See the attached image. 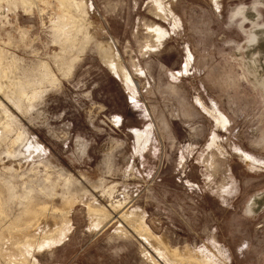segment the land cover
<instances>
[{
  "label": "rangeland",
  "instance_id": "1",
  "mask_svg": "<svg viewBox=\"0 0 264 264\" xmlns=\"http://www.w3.org/2000/svg\"><path fill=\"white\" fill-rule=\"evenodd\" d=\"M77 1L0 0V264H264V0Z\"/></svg>",
  "mask_w": 264,
  "mask_h": 264
},
{
  "label": "bare ground",
  "instance_id": "2",
  "mask_svg": "<svg viewBox=\"0 0 264 264\" xmlns=\"http://www.w3.org/2000/svg\"><path fill=\"white\" fill-rule=\"evenodd\" d=\"M73 1V3L75 4V5H79L80 3H79V1H77V0H72ZM59 28V27H58ZM71 28V27H70ZM60 30L62 29V28H59ZM258 30H259V28H258ZM256 31V30H255ZM253 45V44H252ZM252 45L250 46V48L252 47ZM106 62H107V60H105ZM42 64H44V63H42ZM41 64V65H42ZM41 67H43V66H41ZM44 67H46L45 69H47V66L46 65H44ZM43 67V68H44ZM73 68V67H72ZM51 71V70H50ZM45 72V71H44ZM123 72H124V75H125V77L127 78V79H129V80H131L130 79V76H129V74L127 73V72H125L124 70H123ZM43 73V72H42ZM49 73V72H48ZM116 73H118V72H116ZM44 74V73H43ZM42 74V75H43ZM41 75V76H42ZM47 75V74H46ZM118 75V74H117ZM119 76H121V75H119ZM42 79V78H41ZM46 79V78H45ZM52 79V78H51ZM50 80V79H49ZM133 81V80H132ZM131 81V82H132ZM40 82V81H39ZM51 82V85H54L55 83H56V79H55V77L53 76V79H52V81H50ZM49 82V83H50ZM42 90H39V91H34V94L33 95H31V96H29L28 95V92L26 91V89H22L21 91H20V94H19V97L18 98H11L10 100L12 101V103H13V105L20 111V112H24V109H25V105H24V101L25 100H27L28 102H29V106L30 107H33L34 106V103H35V99L39 96L38 94L41 92ZM2 103V102H1ZM3 105V104H2ZM4 106V105H3ZM4 108V113H5V116H6V118H7V120L6 121H4L3 122V128L2 129H0V141H2L3 143H6L7 144V149H6V152H7V156H8V158H10L9 160H13L14 162H17L20 166H22V164L21 163H23L22 161H23V155H26L24 152H23V150L22 149H20L19 150V152L17 153V149L16 148H19L21 145H23L24 143H25V140H26V138H27V135H25V133H24V128H22V126H20L19 127V120H18V118H17V116L13 113V112H11L9 109H8V107L6 108L5 106L3 107ZM209 110V109H208ZM207 111V110H206ZM17 124H19L18 125V127L19 128H16V125ZM225 124V123H224ZM9 133H13L14 135H15V137L14 138H11V137H13V136H9ZM11 135V134H10ZM217 136V135H216ZM137 137V136H136ZM138 140V139H137ZM213 141V140H212ZM214 143V142H213ZM33 151V150H32ZM250 158V157H249ZM24 159H25V157H24ZM44 166V165H43ZM11 169H13V171H15V170H17L16 168H15V166H11ZM34 168H32L31 170H33ZM49 172V171H48ZM50 173H48L47 174V179L49 180V182L51 181V179H50ZM46 179V178H45ZM60 180H63V182H64V186H65V188L68 190L69 188H70V186L72 185V179H71V176H69V177H62V174H60ZM75 184V183H74ZM100 186H102V185H100ZM114 186L115 185H113V187H112V185H111V187H108L106 190L104 189V191H103V193L105 194H108L110 197L111 196H113V188H114ZM28 187H26V189H27ZM31 188V187H30ZM102 189H103V187H102ZM114 190H115V188H114ZM1 191V190H0ZM102 191V190H101ZM15 193V192H14ZM264 193V192H263ZM65 194V193H64ZM68 194V193H67ZM105 194V195H106ZM261 194V193H260ZM1 192H0V201L2 200V197H1ZM55 195V194H54ZM258 195L259 194H257V197H258ZM15 196H17V197H20L21 195H19V194H17V192H16V195ZM64 197V196H63ZM255 197H256V195H255ZM255 197H252V198H254L255 199ZM36 198H34V196H32L31 197V203H29V204H31L32 206V209H30V211L28 212V218H31L29 221H31L32 223H31V225H33L34 226V229L35 228H37V226L40 224V218H39V216L40 215H44V212L46 211V206L44 205V206H42V207H39V204H38V201H36L35 200ZM38 200V199H37ZM63 201V200H62ZM117 202L116 203H113V202H111L110 203V206H111V209H108L107 207H104V206H102L101 208H98L97 206H93V205H89V212L90 213H92V214H94V215H96V216H98L99 215V213L100 212H112V211H114L115 212V214L113 215V218L110 220V222L109 223H112V222H114L116 219H118V218H120V217H122L125 221H127L129 224H131V225H133V226H135V229H137V227H139V224L138 223H136L137 222V219L135 218V213H129V212H126L125 211V205H124V201L123 200H121V199H118V200H116ZM256 201V200H255ZM28 202H30V201H28ZM45 202V201H44ZM64 203H67V206H68V204H71V202H72V198L71 199H65L64 201H63ZM254 202V201H253ZM45 204H46V202H45ZM48 204V203H47ZM253 204H255V203H253ZM261 204H262V202H261ZM249 205V204H248ZM256 205H257V203H256ZM99 206H101V205H99ZM127 206V205H126ZM251 206H252V204H251ZM255 206V205H254ZM253 206V207H254ZM258 206V205H257ZM256 207V206H255ZM29 208L30 207H28V209L27 210H29ZM71 208V207H70ZM69 207H68V210L70 209ZM261 209V208H260ZM126 210H127V208H126ZM255 210V209H254ZM251 211V210H250ZM253 211V210H252ZM3 212V211H2ZM254 213V212H253ZM102 214V213H101ZM108 215V214H107ZM102 217V216H101ZM103 217H105V216H103ZM28 218H27V222H28ZM107 218V217H106ZM25 219V218H24ZM35 220H38L37 222H35ZM25 222H26V219H25ZM13 223V222H12ZM108 223V224H109ZM145 223V222H144ZM14 224H16V223H14ZM30 224V223H29ZM13 225V224H12ZM32 226V227H33ZM137 226V227H136ZM27 227V226H26ZM29 227V226H28ZM31 227V228H32ZM11 228V227H10ZM139 229L140 230H142V231H144L143 229H141L140 227H139ZM22 231V230H21ZM138 232V231H137ZM6 233V232H5ZM144 233H146V234H148V235H152L153 237L155 236V234L154 233H152L151 232V229H148L147 228V230L146 231H144ZM21 234V233H20ZM49 234V233H48ZM10 235V234H9ZM24 235H30V234H24ZM32 235V234H31ZM50 235H51V233H50ZM4 236H6V235H4ZM8 236V235H7ZM52 237V236H51ZM155 237H157V236H155ZM158 238V237H157ZM157 238H154V239H157ZM10 239H13V238H10ZM52 239V238H51ZM52 241V240H51ZM54 241V240H53ZM52 241V242H53ZM30 245H32V244H34L33 242L32 243H29ZM29 244H27V246L29 245ZM21 246V245H20ZM14 247H15V249H17L19 252H23L24 250H23V247L22 248H20L19 246H18V243L16 242L15 244H14ZM30 248V247H29ZM176 248V247H175ZM169 249V248H168ZM3 251V250H2ZM169 251L173 254V255H179L178 254V251H177V249H169ZM24 253V252H23ZM22 254V253H21ZM27 254V253H26ZM26 254H24L25 256H26ZM6 258V257H5ZM11 258V257H10ZM10 258H9V260H10ZM13 258V257H12ZM11 258V259H12ZM7 259V258H6ZM190 259V258H189ZM17 260V259H16ZM15 260V261H16ZM21 260H23V259H21ZM25 260H27V258H25ZM192 260V259H191ZM12 261V260H11ZM14 261V260H13ZM183 261V260H182ZM18 263V262H17Z\"/></svg>",
  "mask_w": 264,
  "mask_h": 264
}]
</instances>
